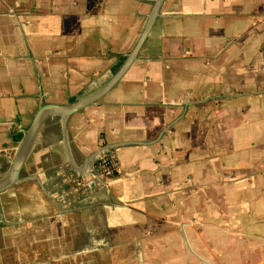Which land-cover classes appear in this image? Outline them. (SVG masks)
Wrapping results in <instances>:
<instances>
[{
  "label": "crops",
  "instance_id": "1",
  "mask_svg": "<svg viewBox=\"0 0 264 264\" xmlns=\"http://www.w3.org/2000/svg\"><path fill=\"white\" fill-rule=\"evenodd\" d=\"M154 3L0 0V178L44 106L0 191V264L117 261L138 230L202 264H264V0H161L118 80L68 110L112 79Z\"/></svg>",
  "mask_w": 264,
  "mask_h": 264
},
{
  "label": "water",
  "instance_id": "2",
  "mask_svg": "<svg viewBox=\"0 0 264 264\" xmlns=\"http://www.w3.org/2000/svg\"><path fill=\"white\" fill-rule=\"evenodd\" d=\"M161 0H155L154 6L152 8V11L149 15V18L147 20V23L144 27L143 32L139 36L134 48L129 53L121 67L118 69V71L114 74L112 79L97 93H95L90 98H86L84 100L78 101L73 106H71L68 110L69 112L75 111L84 105L88 104V102L93 101L97 97H99L101 94H103L105 91L109 89L121 76L123 71L127 68V66L130 64V62L134 59L137 50L139 49L142 41L145 38L146 32L153 20V17L156 14L157 8L160 4ZM44 110V106H41L38 108V110L33 115L32 121L28 126V129L26 130L23 138L21 139L17 150L15 152V156L13 159V163L11 166L10 171L8 174L4 177L0 178V191L4 190L5 188H8L9 185L12 183L17 182L18 172L21 167V164L26 157L31 145L34 142L37 126L41 117V113ZM104 264H202L200 261H198L188 250L185 243H181L177 245L176 247L172 248L165 254L154 257V258H148V259H122L117 261H111Z\"/></svg>",
  "mask_w": 264,
  "mask_h": 264
},
{
  "label": "rangeland",
  "instance_id": "3",
  "mask_svg": "<svg viewBox=\"0 0 264 264\" xmlns=\"http://www.w3.org/2000/svg\"><path fill=\"white\" fill-rule=\"evenodd\" d=\"M162 231V229H159V233ZM171 232H173L171 230ZM14 243L16 241V239L12 240ZM145 238L142 237V234L140 233V230H138L137 235H132L131 236V243L128 245H122L121 246V252H118L119 254L117 255L118 257H120V260L122 259H148V258H154V257H158L163 255V251L164 254L167 252L166 250L168 249H163V246L161 244V240L160 238L157 240V243L154 244V246H150L145 244ZM6 242H10V240H6ZM177 245H179V243H176L175 245H173L171 247L174 248ZM153 247V249L151 248ZM167 247V246H166ZM170 250V247H169ZM166 251V252H165ZM149 253H153V256H149ZM11 260H6L5 263L10 264ZM111 261H116L114 260L113 256H109V255H104L102 260H99L97 262H91L92 264H104V263H108ZM205 264V263H204Z\"/></svg>",
  "mask_w": 264,
  "mask_h": 264
},
{
  "label": "built area",
  "instance_id": "4",
  "mask_svg": "<svg viewBox=\"0 0 264 264\" xmlns=\"http://www.w3.org/2000/svg\"><path fill=\"white\" fill-rule=\"evenodd\" d=\"M96 167L98 172L104 177L113 176L118 169V162L112 152L107 149L102 150L97 156ZM74 184L76 188L86 190L89 188V181L84 179H75Z\"/></svg>",
  "mask_w": 264,
  "mask_h": 264
}]
</instances>
